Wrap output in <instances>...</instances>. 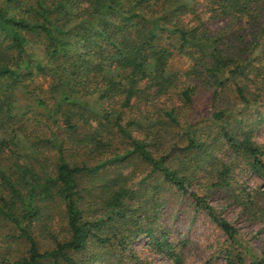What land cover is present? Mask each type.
Segmentation results:
<instances>
[{
	"label": "trees",
	"instance_id": "trees-1",
	"mask_svg": "<svg viewBox=\"0 0 264 264\" xmlns=\"http://www.w3.org/2000/svg\"><path fill=\"white\" fill-rule=\"evenodd\" d=\"M262 4L264 0H202V7L199 0H0V233L5 228L14 234L9 238L28 247L13 264H105L97 257L100 253H87L114 242L126 249L133 233L130 225L146 233L147 243L167 250L171 242L166 233L157 236L154 228L157 204L150 214L152 202L130 176L105 177V171L132 158L152 167L150 176L160 181L154 190L166 185L189 196L198 213H206L231 243L243 248L238 230L210 203L208 194L190 189L197 173L207 175L211 166L218 174L213 186L229 188L231 168L210 158L223 144L264 180V147L255 141L264 118L250 124L242 111L264 99ZM213 12L235 23L248 21L257 31L231 38L213 32L207 23V14ZM175 55L190 58L194 65L189 76L216 90L218 108L207 132L217 134L210 142L188 120V144L181 146L171 134L180 125L176 108L166 120L159 116L161 125L151 137L138 120L124 123L128 114L144 107L149 115L160 98L177 87L179 74L169 70ZM39 76L51 81L52 98L37 99V106L52 123L36 130L31 119L26 120L18 92ZM195 89L180 94L181 108L194 103ZM225 92L236 96L234 106ZM162 139L170 144L159 150L154 142ZM65 142L71 144L68 150ZM75 142L89 149L88 160L102 153L98 162L68 160L75 156ZM42 145H49L47 151L56 157L52 171L45 167L50 158L39 150ZM89 200L94 206L88 212ZM55 202L64 206L65 236L59 240L49 232L56 248L42 251L33 222L41 216L48 233ZM108 228L110 235L103 233ZM171 253L174 264H184L180 254Z\"/></svg>",
	"mask_w": 264,
	"mask_h": 264
},
{
	"label": "rangeland",
	"instance_id": "rangeland-1",
	"mask_svg": "<svg viewBox=\"0 0 264 264\" xmlns=\"http://www.w3.org/2000/svg\"><path fill=\"white\" fill-rule=\"evenodd\" d=\"M199 1H201L202 7V0ZM260 8H262V11L260 12L259 21H264V4ZM216 10L218 9L216 8ZM207 16L210 30L213 32L223 31L228 38H231L233 34L242 36L243 33L249 32L248 34L251 35L252 31L254 34L257 31L248 21L235 23L232 17L220 15L218 12L209 13ZM233 45L236 46V44ZM230 50L233 49L230 48ZM193 65L194 62L190 58L175 55L169 65V70L179 74L180 79L176 82L177 87L172 89L168 96L160 98L159 107L156 110L151 109L149 115L146 114L147 108L144 107L140 109L141 111L128 114L124 123L138 120L144 125L143 129H146V136L151 137L154 132L157 133L159 125H161L158 124L159 116L166 120V114L176 108L178 109L176 117L180 125L174 127L171 134L180 140L181 146L188 144V142H184L187 139L185 125L186 121L189 122L188 120L194 122L195 127L200 129L199 135L203 133L202 138L204 141L210 142L216 138V132L214 134L207 132L209 120L218 108L215 107L216 101L214 100L216 90L206 83L200 85L197 82L201 81L189 76ZM51 87L49 79L39 76L28 81L25 88L18 92L20 106L25 110L23 112L26 114V120L31 119V123L35 124L36 130L51 126L52 119L47 116L46 110L39 109L37 106V99L48 100L52 98L49 94ZM191 87L196 88L193 93L194 103L187 108H181L180 94ZM226 95L227 101L231 106H234L233 102L236 96L232 92H225L224 96ZM241 108L239 107L237 112L242 110ZM242 111L243 115L251 120L250 124L256 123L259 117L264 118V99L254 102L249 108ZM240 116H242V113ZM26 126H30V122ZM56 129L55 127L54 130ZM143 136H145V130ZM152 138L154 139L153 136ZM255 141L264 147V121L256 128ZM121 143L113 142L114 145H118L117 147ZM154 143H158L159 150L170 144V142H163V139L162 142ZM65 145L66 150L71 146L70 142H65ZM74 145L73 152L75 156H68V160L76 163L88 160L86 153L89 149L85 148L83 142H75ZM48 146L42 145L39 150L43 152L46 160L50 158L45 165L50 170L54 168L56 157L47 151ZM105 154L107 153L104 152L103 155ZM211 155H213L210 157L211 159L218 160V166L224 167L227 165L231 168V174L228 176L230 180L229 188L217 189L213 186L218 174L214 173L215 167L211 166L207 169V175L203 171L197 173L190 190H194L199 194H208L210 203L238 230L239 240L243 248L231 243L224 232L217 227L206 213H198L193 200L189 196H184L176 189L166 185L160 190H154V186L156 183L160 184V181L156 182V176H150L152 167L140 158H132L127 162L113 166L109 171H105L104 173L107 174L105 177L110 178L119 174L130 176L131 182H135V188H141L145 194L144 199L148 203L152 202L150 214L156 212L155 205L157 204L158 221L154 225L156 235L161 236L162 233H166L171 244L167 250H159L156 243L149 244L148 241L144 240L146 234L144 231L136 230L130 225L128 227L133 233L128 240L126 249L122 248L118 242H114V246L105 250L93 247L87 255L100 253L97 257L105 264H174L172 250L180 254L184 264H241L239 263L241 259L244 261L242 264H251L256 260H264V180L251 171L245 164L244 159H237L225 144L219 145ZM101 156L102 153H94L88 162H91L90 165H95ZM84 187H87V185ZM93 206L94 202L92 200L86 207L88 212L90 207ZM147 207L150 208V206ZM52 211L53 217L48 225L51 229L48 233L44 232L46 220L43 221L41 216L33 222L34 233L42 251L56 248L55 239L49 232H52L56 238L59 237V240H62L65 236L66 218L63 204L55 202ZM138 219L140 220L139 217ZM103 233L110 235L112 230L108 228V231ZM13 235L11 231L5 228L1 230L0 264H13L27 254V244L9 238ZM239 254H241L240 258H238Z\"/></svg>",
	"mask_w": 264,
	"mask_h": 264
}]
</instances>
